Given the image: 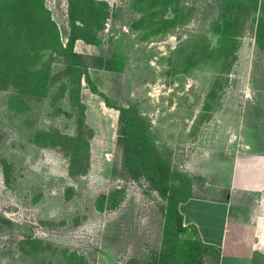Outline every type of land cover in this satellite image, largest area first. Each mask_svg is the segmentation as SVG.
<instances>
[{"label":"rangeland","instance_id":"374dc122","mask_svg":"<svg viewBox=\"0 0 264 264\" xmlns=\"http://www.w3.org/2000/svg\"><path fill=\"white\" fill-rule=\"evenodd\" d=\"M42 1L66 47L69 0ZM76 1L88 38L75 48L91 57L93 82L130 111L136 139L191 193L180 207L200 223L176 230L167 200L124 163L120 111L84 77L73 88L65 75L39 98L0 89V264H186L187 242L219 233L237 210L264 230V182L248 193L233 179L235 164L240 178L250 160L264 177V0ZM227 19L237 21L232 43ZM67 64L56 56L52 75ZM193 198L206 200L185 204ZM220 200L232 204L227 219L212 203ZM14 223L39 242L23 243ZM208 246L200 259L217 264Z\"/></svg>","mask_w":264,"mask_h":264},{"label":"trees","instance_id":"16d2710c","mask_svg":"<svg viewBox=\"0 0 264 264\" xmlns=\"http://www.w3.org/2000/svg\"><path fill=\"white\" fill-rule=\"evenodd\" d=\"M258 2L259 0L254 2L256 7ZM0 9L3 13L0 20L6 22H0V89H13L15 97L25 95L39 98L46 96L51 84L57 83L65 75L70 79L73 88H79L84 77L92 91L103 97L107 106L116 108L121 113L120 120L123 119V125L119 142L122 146L124 163L128 166L131 175L135 178L144 175L153 183L155 189L167 200L168 219L178 232L191 230L192 226L185 224V218L180 209L181 201L190 198L191 193L186 192L184 186L181 187L180 181L178 183L174 181L175 178L173 175L170 176L166 167L152 162L145 146L136 139L135 123L130 111L125 107L115 105L98 90L89 72L91 57L78 52L75 48L77 40L88 38L78 23L80 18L77 1L69 0L70 31L66 47H63L58 26L51 19L42 0H4V2L1 0ZM227 20L229 21L224 27L223 34L226 41L232 43L237 33V21ZM260 27L259 33L262 34L264 22L260 23ZM41 52L50 54V59L46 62L42 61L43 53ZM222 54H224L226 62L231 61L227 60L233 56L232 50L231 52L226 50ZM56 56L66 57L68 64L63 71L52 75L51 62L55 60ZM66 86L65 83L62 85L63 88ZM49 136L55 140L49 144L56 145V143L62 142L60 141L62 135L59 133ZM76 159L78 157L75 156L73 160L76 161ZM157 166L159 171L156 169ZM86 171L87 169H84L82 174H85ZM23 236L25 244L39 242L33 237ZM208 247L201 239L188 241L185 254L186 264H203L199 254ZM217 254V264H219V249H217ZM162 258L152 261L151 264H175L164 256Z\"/></svg>","mask_w":264,"mask_h":264},{"label":"crops","instance_id":"0c3cea01","mask_svg":"<svg viewBox=\"0 0 264 264\" xmlns=\"http://www.w3.org/2000/svg\"><path fill=\"white\" fill-rule=\"evenodd\" d=\"M243 165L247 170L240 178L237 172L239 162L234 166V185L248 193L261 191L264 177L260 162L250 160ZM248 171H252V173L249 174ZM199 200H206V198H193L185 202V204L189 205L191 202H196L198 205V202H202ZM212 203L216 206H222V214L226 215L227 219L229 208L232 207V204L228 200ZM185 213H183L185 224L198 227L200 222L197 217L186 211ZM239 216L240 213L237 210L234 216L230 217V220L227 219L225 221L222 230L219 233L217 232V234L213 233L211 229L206 232L201 230L200 233L203 234V236L201 234V240L207 245L215 246L220 250L219 264H264V230L260 228L262 223L260 221L256 223L253 215L247 219ZM200 229L202 228L199 227V231ZM258 239H260V243Z\"/></svg>","mask_w":264,"mask_h":264},{"label":"water","instance_id":"95a60500","mask_svg":"<svg viewBox=\"0 0 264 264\" xmlns=\"http://www.w3.org/2000/svg\"><path fill=\"white\" fill-rule=\"evenodd\" d=\"M13 226L16 229V231H18L24 235H33L34 234L33 228L29 225H25L22 223H14Z\"/></svg>","mask_w":264,"mask_h":264}]
</instances>
